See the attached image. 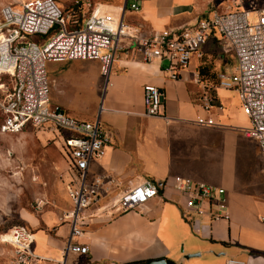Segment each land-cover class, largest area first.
Returning <instances> with one entry per match:
<instances>
[{
    "label": "crops",
    "instance_id": "0c3cea01",
    "mask_svg": "<svg viewBox=\"0 0 264 264\" xmlns=\"http://www.w3.org/2000/svg\"><path fill=\"white\" fill-rule=\"evenodd\" d=\"M200 9L198 0H140L138 9L124 12L123 18L148 34L193 23ZM211 42L217 41L207 39L200 55L193 54L176 78L168 76L164 60L146 61L133 48H125L105 74L97 60H87L94 62V74L82 89L73 81L67 84L76 87V93L81 90L95 98L96 107L87 119L98 114L110 136L100 156L89 161L88 176L111 178L108 185L113 193L145 177L168 179L158 195L135 208L109 217L88 216L78 237L88 246V258L103 264L159 256L173 264H224L227 258L264 264V162L247 132V116L242 123L213 89L220 62L211 60ZM144 83L161 88L165 117L142 114ZM205 87L213 89L210 93L220 108H201L197 97ZM197 117H208L212 123H197ZM177 174L223 187L227 217L209 219L207 208L216 207L211 201L208 207L203 203V213L194 214L192 221L183 220L179 215L183 198L169 180ZM54 215L41 219V225L36 218L29 222L33 251L49 258L45 264H60L63 257V264H75L83 255H63L69 223ZM185 253L194 254L184 257Z\"/></svg>",
    "mask_w": 264,
    "mask_h": 264
},
{
    "label": "built area",
    "instance_id": "2783aa9c",
    "mask_svg": "<svg viewBox=\"0 0 264 264\" xmlns=\"http://www.w3.org/2000/svg\"><path fill=\"white\" fill-rule=\"evenodd\" d=\"M138 7V0L116 4L72 0L65 6L55 0H16L0 6V132L13 133L25 127L59 131L68 162L64 189L69 200L62 215L69 223L62 253L82 254L83 259L75 264H103L88 258L87 244L78 240L88 216L109 217L135 208L158 195L168 179L145 177L113 193L108 185L111 178L88 176L87 165L109 143V133L98 114L92 119L77 118L51 102L47 61L97 60L100 72L105 74L119 51L133 48L146 61L164 60L168 76L176 78L190 57L200 55L202 44L211 38L233 53L232 72H218L217 84L234 89L249 121L247 132L256 141L264 162V5L235 4L213 9L193 23L148 34L142 32L140 25L123 18L125 10L135 11ZM197 99L204 110L221 107L207 87ZM141 105L143 115L165 117L159 86L142 85ZM195 121L212 123L208 117H197ZM169 180L183 198L179 213L184 220L192 221L194 214H202L203 203L208 207L211 201L216 202V207L207 208V217H227L223 187L178 174ZM2 234L1 242L8 244L11 251L9 264H45L49 260L33 251V234L26 225H12ZM224 264L243 262L227 258Z\"/></svg>",
    "mask_w": 264,
    "mask_h": 264
},
{
    "label": "rangeland",
    "instance_id": "374dc122",
    "mask_svg": "<svg viewBox=\"0 0 264 264\" xmlns=\"http://www.w3.org/2000/svg\"><path fill=\"white\" fill-rule=\"evenodd\" d=\"M15 1L0 0V6ZM55 1L60 6H65L72 0ZM94 1L116 4L120 0ZM198 2L201 6L198 16L213 9L232 7L235 4L244 7L264 5V0H198ZM249 18L253 19L252 14ZM210 45L211 60L216 65L220 62L216 73L232 72L234 57L231 50L218 42H211ZM87 60L89 59L46 62L50 98L59 102L69 114L83 119H87L89 111L96 107V100L92 95L84 94L81 90L80 93H76L77 88H71L67 84L73 81L80 89L87 85L94 74V62ZM216 73L214 91L216 90L226 101L228 111L245 123L246 117L240 108L234 89L217 87L219 85ZM213 89L209 88L208 92ZM60 136L57 130H39L30 127L13 133L0 132V235L16 224H24L32 232L29 222L36 218L41 225L42 220L50 215L62 217L63 212L69 207L64 189L68 162L63 153ZM180 217L182 218L181 215ZM10 252L9 245L0 242V264H9ZM67 253L73 254L70 251Z\"/></svg>",
    "mask_w": 264,
    "mask_h": 264
},
{
    "label": "water",
    "instance_id": "95a60500",
    "mask_svg": "<svg viewBox=\"0 0 264 264\" xmlns=\"http://www.w3.org/2000/svg\"><path fill=\"white\" fill-rule=\"evenodd\" d=\"M193 254L194 253H185V254H183V256L188 257V256L193 255ZM142 264H168V263L164 257L159 256V257L148 258V259L144 260L142 262Z\"/></svg>",
    "mask_w": 264,
    "mask_h": 264
},
{
    "label": "trees",
    "instance_id": "16d2710c",
    "mask_svg": "<svg viewBox=\"0 0 264 264\" xmlns=\"http://www.w3.org/2000/svg\"><path fill=\"white\" fill-rule=\"evenodd\" d=\"M143 261H144L143 259H130V260H126V261L122 262L121 264H142ZM166 261L168 264H173V261L170 259H166Z\"/></svg>",
    "mask_w": 264,
    "mask_h": 264
},
{
    "label": "bare ground",
    "instance_id": "6f19581e",
    "mask_svg": "<svg viewBox=\"0 0 264 264\" xmlns=\"http://www.w3.org/2000/svg\"><path fill=\"white\" fill-rule=\"evenodd\" d=\"M2 236H3V234L0 235V238H1ZM0 242H1V240H0Z\"/></svg>",
    "mask_w": 264,
    "mask_h": 264
}]
</instances>
